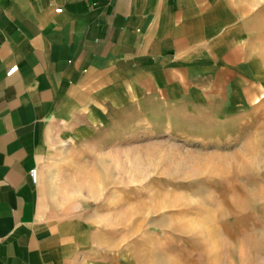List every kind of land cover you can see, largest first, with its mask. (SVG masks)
Masks as SVG:
<instances>
[{
    "label": "crops",
    "instance_id": "1",
    "mask_svg": "<svg viewBox=\"0 0 264 264\" xmlns=\"http://www.w3.org/2000/svg\"><path fill=\"white\" fill-rule=\"evenodd\" d=\"M244 14L240 0H0V264H95L92 218L52 199L46 161L131 108L233 96L252 71Z\"/></svg>",
    "mask_w": 264,
    "mask_h": 264
},
{
    "label": "rangeland",
    "instance_id": "2",
    "mask_svg": "<svg viewBox=\"0 0 264 264\" xmlns=\"http://www.w3.org/2000/svg\"><path fill=\"white\" fill-rule=\"evenodd\" d=\"M240 6L233 96L131 108L46 161L52 199L92 218L95 264H264V0Z\"/></svg>",
    "mask_w": 264,
    "mask_h": 264
},
{
    "label": "built area",
    "instance_id": "3",
    "mask_svg": "<svg viewBox=\"0 0 264 264\" xmlns=\"http://www.w3.org/2000/svg\"><path fill=\"white\" fill-rule=\"evenodd\" d=\"M17 68L13 67L9 70V73H13ZM37 176H38V170L37 169H33L31 171V177L32 179L36 182L37 181Z\"/></svg>",
    "mask_w": 264,
    "mask_h": 264
}]
</instances>
